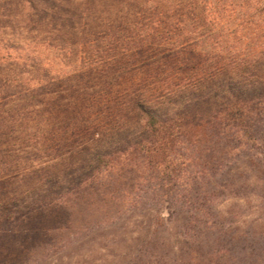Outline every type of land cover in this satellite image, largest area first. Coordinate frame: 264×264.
Segmentation results:
<instances>
[{"label": "trees", "instance_id": "1", "mask_svg": "<svg viewBox=\"0 0 264 264\" xmlns=\"http://www.w3.org/2000/svg\"><path fill=\"white\" fill-rule=\"evenodd\" d=\"M63 1L70 2L0 0V236L27 214L64 204L80 187L104 182L120 164L143 159L155 187L129 200L147 205L160 200L169 216L181 215L180 236L205 237L186 264H264V235L237 233L239 215L216 211L242 160L264 166V46L223 50L199 73L178 63L184 53L170 57L181 73L163 80L155 94H133L128 104L133 118L123 129L67 157L28 171L21 167L23 158L38 159V145L47 144L49 132L40 128L52 123L47 95L56 81L52 74L74 50L57 28L62 14L73 10ZM18 10L23 13L14 22ZM205 42L202 52L209 49ZM19 139L35 141L24 156L13 150L12 141ZM157 217L159 227L166 222L164 208Z\"/></svg>", "mask_w": 264, "mask_h": 264}, {"label": "rangeland", "instance_id": "2", "mask_svg": "<svg viewBox=\"0 0 264 264\" xmlns=\"http://www.w3.org/2000/svg\"><path fill=\"white\" fill-rule=\"evenodd\" d=\"M62 4L73 10L60 15L63 25L57 28L74 50L52 74L56 81L47 94L52 123L40 128L49 132L47 144L38 145V159L23 158L21 167H28L27 171L123 129L133 118L128 105L133 94H155L163 80L181 73L170 57L184 53L178 63L184 61L191 73H199L209 68L207 59L223 50L237 48L241 53L264 46V0H70ZM22 13L16 11L12 20ZM215 37L217 41H208ZM203 40L208 44L206 52L199 49ZM48 106L40 108L48 110ZM12 143L13 150L24 156L23 149L32 148L35 141ZM146 163L137 159L120 164L104 182L80 187L64 204L27 214L11 233L0 236V264H186L197 255V244L205 243V237L180 236L181 215L169 216L167 204L160 200H149L148 205L129 200L130 194L147 195L155 187ZM238 166L233 172L236 180H229L232 185L216 211L224 217L233 211L239 215L235 232L262 236L264 166L246 160ZM161 208L166 222L156 227Z\"/></svg>", "mask_w": 264, "mask_h": 264}]
</instances>
